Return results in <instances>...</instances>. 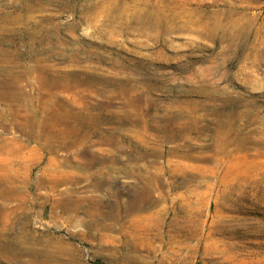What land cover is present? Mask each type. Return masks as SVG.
Instances as JSON below:
<instances>
[{
    "label": "rangeland",
    "instance_id": "obj_1",
    "mask_svg": "<svg viewBox=\"0 0 264 264\" xmlns=\"http://www.w3.org/2000/svg\"><path fill=\"white\" fill-rule=\"evenodd\" d=\"M45 66L71 89H37ZM38 104L102 118L80 148L107 156L101 134L120 130L123 150L114 154L122 158L93 164L109 169L101 190L73 187L100 197L103 215L57 209L55 219H40L31 188L23 204L19 192L0 196V264H264V0H0V142L38 147L22 123ZM128 110L148 124L144 139L132 137ZM145 144L161 154L135 159L132 149ZM76 151L39 148L22 160L33 163L31 177L47 159L82 175L62 162ZM1 158L22 175L13 155L0 150ZM164 162L168 171L179 163L173 178L165 176V200L118 212L113 194L124 206L139 170ZM124 235L138 239L136 250ZM47 236L63 239L66 254L54 253L58 243L49 246Z\"/></svg>",
    "mask_w": 264,
    "mask_h": 264
},
{
    "label": "bare ground",
    "instance_id": "obj_2",
    "mask_svg": "<svg viewBox=\"0 0 264 264\" xmlns=\"http://www.w3.org/2000/svg\"><path fill=\"white\" fill-rule=\"evenodd\" d=\"M14 54L18 56L19 53L15 51ZM37 72L39 75L36 82V86H38L37 89L43 88L46 91H51L54 89L68 91L69 89H71V86L64 82V77L58 76V74H56L50 66L41 67ZM5 77H14V75L5 73ZM10 86L11 85L8 83V80L3 83V87L5 89L9 88ZM37 102L40 103L39 99ZM51 102L52 105H54V103L57 104V107L63 106L61 104L62 102L60 103V101L53 96L51 97ZM125 105L127 107H133L134 102L128 99ZM46 108L47 106L39 108L38 104L35 108L39 112L38 114L31 115V112H29L22 116V123L26 129L25 133L28 140L37 145L42 151H45L47 153L56 152L61 147L76 148V157L71 158L70 156H67V158L62 160V162H65L66 164L75 163L76 169H78V171L80 172H83V174L76 175L75 172L72 171L57 170V165L54 163L53 159H47L46 164L39 169V173L35 177H31L30 171L33 163H24L22 159L26 158V154L38 155L39 148L34 146L29 147V145H25L19 142L11 143L1 141L0 150L3 151L5 155H13V158L10 160L12 166L13 163L16 164V160H19L18 162L22 163L19 165V167L23 168V172L21 176L14 173H9L8 164H6L8 160H5L8 158H1L2 162L0 161V170L3 168L4 169L2 175L0 176V196L8 198L12 196V193L19 192L20 195L18 198L20 199V203L23 204L26 201L27 189L31 188L34 192V204H36V207L40 208L39 212L37 213V216L40 219L45 215H47L49 219H55L54 217L57 216V209H59L64 215H67V213L71 211L77 212L79 211V209H82L83 212H86L92 216L103 215L102 211L100 210L102 205V199L100 197L95 195H76L74 194L73 187L80 184L81 182H85L82 186L83 189H92L94 192L101 190V188L109 182L102 176L103 173L109 172V169L105 166H102L101 168L91 170L92 166L94 163H100L103 165L104 163H107V161H111V163H119L122 157L114 154L115 148L123 150L121 147L124 144L125 136L120 133V130L115 131L112 135L101 134L102 143L111 146L107 150V156L102 155V153L96 154L88 151L83 152L80 146H82L85 142H89V131L94 128L99 122H102L103 119H99L89 114H87V116L86 114H84L85 116L81 115L79 112H73L70 107L65 112H60L64 108H58L57 111H52L53 109L51 108L46 110ZM131 111L133 110H128V113L126 114L127 117H124L126 118V121L128 123L136 127L131 129L130 133L133 138L142 139L143 137L144 139L145 132H147V129L149 128L148 124L144 119H141L139 123H137L135 121L134 114ZM141 118H143L142 115ZM47 121H51L56 124L60 123L63 127H49ZM52 142L56 144H53ZM145 147L146 144L144 145V147L134 146V148L132 149L134 153L133 157L135 159H138L141 156L144 157L149 151L152 152L155 156H159V154H161V151H159V149H148ZM170 153H173V151H171ZM79 156H83L85 161L80 163L78 159ZM40 158L41 156H35L34 159L38 160ZM127 159L132 160L129 157ZM153 163H155V161H153L151 164ZM151 164L150 167L153 168V172H149L148 169L150 168L148 166L142 167V169L140 170L136 168V170H139V172L136 175L135 196L130 201L126 202L124 206H120L119 194H113L115 202L114 206L117 207L118 212L121 211L122 214L129 215L133 212L142 210L147 203L158 205L165 200L167 196V191L165 190V176L167 178H173L172 176L175 174V172H173L172 170L174 168L176 169V167L178 168L179 163L177 165H173V168L169 171L168 169L164 170V167L168 168V163H160L159 166H153ZM135 174L136 173H134V175ZM17 183L21 187L20 191L19 189H17ZM177 198V196L173 197L172 200H176ZM46 206H48V209H45ZM165 212L166 211H164L163 209H161L159 212L162 219L164 218ZM65 219H67L68 222L71 221L69 216H66ZM46 231L48 233L52 232L50 229H47ZM47 237V244L49 246L53 248H56V246L59 247L57 248V251H53L54 253L58 255L66 254L68 244L63 239L55 238L53 236ZM52 239H55L58 245L55 246L54 244H50ZM123 239L130 248L136 250V247L139 244L138 239L128 235H124ZM22 252H27V248H23ZM44 256L48 257L49 253Z\"/></svg>",
    "mask_w": 264,
    "mask_h": 264
}]
</instances>
